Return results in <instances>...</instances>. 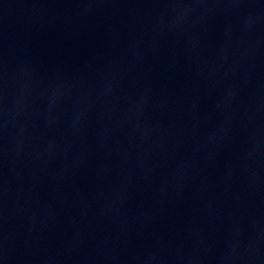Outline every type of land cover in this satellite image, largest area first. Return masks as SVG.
<instances>
[{"label":"water","instance_id":"water-1","mask_svg":"<svg viewBox=\"0 0 264 264\" xmlns=\"http://www.w3.org/2000/svg\"><path fill=\"white\" fill-rule=\"evenodd\" d=\"M0 264H264V0H0Z\"/></svg>","mask_w":264,"mask_h":264}]
</instances>
